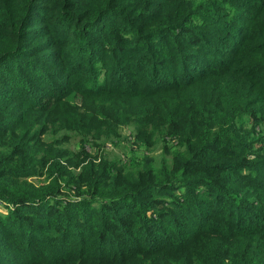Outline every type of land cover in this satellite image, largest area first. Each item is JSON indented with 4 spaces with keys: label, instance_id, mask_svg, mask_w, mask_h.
I'll list each match as a JSON object with an SVG mask.
<instances>
[{
    "label": "trees",
    "instance_id": "obj_1",
    "mask_svg": "<svg viewBox=\"0 0 264 264\" xmlns=\"http://www.w3.org/2000/svg\"><path fill=\"white\" fill-rule=\"evenodd\" d=\"M157 1L143 0L142 4L132 5L128 10L127 5V9L119 6L121 0H102L92 12L86 10L85 5H80V0H0V63L9 59L18 60L16 77L10 80L0 78V88L4 83L11 85L0 89V136L7 134L4 137L7 151L0 154V199L8 204L20 203L17 209L33 216L42 207L41 203H35L38 200L53 197L62 202L61 198L75 197L74 201L69 199L66 204L73 202L72 206L77 207L71 206L72 212L65 213L64 218L72 221L74 215H82L86 221L89 218L86 235H95L92 243L88 244L81 241L85 238L77 236V249L39 264H124L121 262L126 257L136 254L145 256L144 261L127 264H264V177H259L264 169V0H215L217 15L210 18L223 27L221 32L213 31L214 25L206 23H202L208 27L203 31L201 22L197 21L202 17L198 13L188 15L190 12H186L170 23L163 22L157 9L165 0ZM155 6L157 9H154ZM106 12L116 15L115 24L105 21L103 15ZM118 16H121L120 19ZM41 20L44 22H39ZM151 23L155 25L151 27V33L169 28L175 38L183 37L184 44L192 46L189 50H181V44L177 43L172 51V55L176 56L173 60L177 61L174 66L182 67L179 70L181 75L175 74L171 80L155 83L159 80L154 81L153 78L160 77L149 74L152 85L137 90L126 88V84L111 85L110 88L93 84L99 80L94 67L95 56L101 54L105 58V54H109L116 64L119 43L132 38L134 42H139L138 38L143 36L139 35L142 26ZM238 24L242 29L239 35L234 27ZM108 25L111 26L104 27ZM117 30H128L132 35L125 37ZM167 35L164 34L166 39ZM225 35L238 37V41L237 48L222 58L223 54L217 52ZM112 39L113 44L110 42ZM88 46L90 50H80ZM190 50H194L193 53L190 54ZM208 51H211L209 61L201 55ZM20 54H25V59H19ZM187 54L197 60L189 61L187 57L190 55ZM147 55L149 60L139 62L145 71L150 68L146 67L147 62L153 65L154 73L162 65L169 64L155 52L150 51L144 56ZM79 56L80 60L76 61ZM62 59H68L67 67L71 66L65 77L67 80L51 100L52 104L64 102L75 91L96 96L114 91L133 98L160 93L158 104L149 108L153 116L159 117L150 123L154 126L153 132L162 141L172 139L183 147L179 153V167L174 169L166 163L155 167L151 160H146L137 170L123 173L107 157L102 155L96 161L81 149L74 155L77 158L74 165L81 166L79 172L67 176L69 171L64 166L54 167L48 171L50 181L46 187L35 186L24 179L42 173L48 158L59 160L60 157L43 152L41 148L47 142L42 138L33 139V124L16 137L7 133L13 125L10 122L4 124L7 115L2 116V112L12 102V107L20 104V115L34 101L37 105L34 90L23 92L24 87L31 83L28 73H32L34 83L31 85L35 88L37 82L40 85L51 80L52 76L43 75V71L49 67L54 69L57 64L62 67ZM23 71L27 75H22ZM20 75L22 83L17 85ZM116 100L121 98L90 100L100 104L86 106V109L100 113L103 109L108 115L119 117L116 114H121L127 106H134L133 103L124 100L117 103ZM50 103L44 105L49 107ZM149 104L150 101H135L134 107L140 112L134 116L139 119L144 106ZM82 106L68 105L75 114L73 126L79 123L78 109ZM106 107L109 109H104ZM67 109L61 112V118L57 117L61 129L67 126ZM50 116L55 118L57 113ZM66 116L73 118L68 114ZM49 127L44 132L51 131ZM52 146L46 145L47 148ZM17 152H23L26 157L21 167L15 165L14 159L5 163ZM8 162L13 167H5ZM171 176L182 179L187 186L186 191L182 188L180 193H163L173 184L167 180ZM18 178L23 182H19ZM155 192L163 195H156ZM215 194L214 202H204L206 197L213 201ZM140 197L147 200L138 203ZM94 201L106 210H94ZM153 205L162 207L155 217L149 214ZM202 206L204 209H200ZM106 212L111 213L116 222L105 220ZM20 214L17 213L19 217ZM245 214L258 217L259 221L242 225ZM53 217L50 215L46 219L50 221ZM134 220L138 223L136 229L130 228ZM43 221L42 217H37L36 223L44 227V235L51 234V222L43 224ZM63 222L70 235L85 228L81 223L80 227L84 228H77L76 224L65 220ZM39 227L30 226V229L39 235L42 233ZM120 230L133 238L131 247L126 249L118 243L116 238L121 236ZM207 233L209 238L195 246L194 240ZM14 244L16 241L0 227V262L14 256L9 253ZM106 245L109 258L103 256ZM44 246L46 252L53 248L52 242ZM60 248L63 249L64 245L61 244ZM34 255L39 256L38 253ZM81 257L88 263H78ZM63 261L71 263H60Z\"/></svg>",
    "mask_w": 264,
    "mask_h": 264
},
{
    "label": "rangeland",
    "instance_id": "obj_2",
    "mask_svg": "<svg viewBox=\"0 0 264 264\" xmlns=\"http://www.w3.org/2000/svg\"><path fill=\"white\" fill-rule=\"evenodd\" d=\"M102 0H80V5H85V9L88 11H94L96 9V6L99 4V2ZM163 0H158L156 3H160ZM143 0H121L119 3V6L129 10L132 5L135 4H142ZM125 5H127V8H125ZM216 7L215 0H165L161 6L157 9V6H155L154 9H157L158 12H160V17L164 20H161L163 22H172L175 19L181 17L186 12H190L188 15L192 13H198L201 14V18H199L197 21L201 22V29L205 31L208 27L206 24H211L213 26V31L221 32L222 26L218 25V22H213L210 18V16H216ZM205 8H210L205 10ZM187 16V15H186ZM121 16H118V19H120ZM103 18L106 22H110L111 25L115 24L116 15L110 12H106L103 15ZM204 21V22H202ZM39 22H44L43 20ZM206 23V24H202ZM111 25L104 26L109 28ZM153 23L150 25L142 26L141 30L139 31V35H143L140 38H138L139 42H134L132 39H127L125 41H121L119 43L120 49L117 52L116 55V61L117 63L114 64L113 59H110L109 54L104 55L98 54L95 56L97 59L95 68L98 71V81L93 82V84L102 86L103 88H110L111 85H117V86H123V84H126L127 87H132L133 89H141V88H149L152 84V77L149 76L152 75L155 77L159 76L160 78H153L154 81L159 80L155 83H163L166 79L171 80L172 76L177 74L181 75V72L179 71L182 67H176L174 64L177 62L175 59L176 56L172 55V51L174 49V46L177 43H180V49L181 50H189L190 46H187L184 44L183 40L184 38H175L170 32L169 28L166 30L158 31V33H151V27H154ZM240 24L234 26L237 29L238 35L242 31V29L239 27ZM231 30V29H230ZM119 31L122 35L127 37L128 35H132L130 31ZM232 31V30H231ZM168 34V38L166 39L164 37V34ZM211 38V37H210ZM114 39H112L110 42L113 44ZM238 41V37L234 36H228L225 35L221 39L220 43V50H218L217 53H222L223 56L228 55L231 51H234L236 47V42ZM215 44L217 42L213 41ZM223 42H228L226 44L228 48H225L226 45H223ZM98 44H101V41L97 40ZM83 52H86V50H90L89 46L83 49H80ZM150 51L155 52L156 55L159 56V58L166 59L169 64L162 65V67L158 68L157 72H153L152 68L153 65L149 64L147 62L149 59V55L144 56L148 54ZM190 54L193 53L194 50H190ZM226 51V52H225ZM92 52V51H90ZM89 53V52H88ZM62 54H64L62 52ZM187 54V55H190ZM93 54L88 55L89 58L92 57ZM203 57H206V60L209 61L211 51H208L206 54H201ZM25 54H20L19 59H25ZM80 57L76 59V61L80 60ZM104 58V59H103ZM193 58V57H192ZM191 55L187 57L189 61H194L197 59H192ZM148 59L146 63V67L148 68L146 71L143 70L141 65L139 64L140 60ZM66 60V61H65ZM68 59H62L63 66L61 67L60 64H57L54 66V69L52 67H49L48 69L43 71V75H51L52 78H50V81H43L42 84L38 85L39 82H37L33 88L34 80H32V73H28V78L31 79V83L28 84L26 87H24L23 92L29 93L34 90L35 98H37L38 102L37 105L34 101L32 106L26 110V112L22 115L19 114L20 112V104L16 107H12V103L8 105L4 110L2 116L7 115L6 123H12L13 126L9 127L7 129V133H12V136H18L22 132H25V130L29 129L28 126L33 124L34 128L31 130V133H33V139L36 138H42L46 143V145L53 144L52 147L47 148L46 145H44L41 149L43 152L49 156L52 155H59V160H56L54 158H48L44 165L42 173L39 175L26 177L24 179L28 180L29 182L33 183L35 186H43L46 187L49 184L50 179L47 178L48 171H52L54 167L58 166H64L65 170H68L67 176L77 173L80 170L81 166H75L74 162L77 160V158L74 156L75 153L78 150H83L86 154L92 155L93 159L96 161H99L103 156L107 157L111 162H113L114 167L122 169L123 173H125L127 170L129 171H135L137 170L144 161L151 160L152 165L157 167L161 166L163 163L168 164L171 168L174 167V169L179 167V153L183 150V147L179 146L177 144V141H173L170 139L169 141H162L161 138L155 134L154 126L150 122H154L156 119H158V115L153 116L152 109H149L151 107L156 106L157 100L160 98L158 97L159 94H155L152 96L142 95L139 98H133V97H125L119 92L114 91H105L102 92L100 95L90 94V95H84L80 92H71L67 98H65L64 102L59 103H53L51 101L53 98L57 96V94L62 90L64 82L67 80L65 78L69 72V68L67 67ZM174 61V62H173ZM41 64H44L41 60ZM144 65V64H143ZM18 69V60H6L3 63H0V78H7L8 80L15 78L17 74ZM36 71V70H35ZM22 75H27L26 72L23 71ZM22 75L18 77L17 85L22 79ZM42 75V78L44 79ZM83 75V74H80ZM63 78V80L61 79ZM93 80V79H92ZM166 80V81H167ZM15 83V82H13ZM151 84V85H150ZM148 85V86H146ZM11 85L4 83V85L1 87H10ZM52 86H56V88H52ZM0 88V89H1ZM169 95V94H168ZM98 98H101L103 100H113L115 98H121V100H124L128 103H133L135 106V101L141 100L143 103H146L147 101H150V104L147 106H144L143 110L141 111V116L139 119H137L134 114L140 112L133 106H127L128 108L121 112V114H116L119 117H114L112 115H108L107 111L101 110V113L99 111H93L89 112L86 109V106L91 105H98L100 102L94 101L91 102L90 100H97ZM124 98V99H122ZM162 98V97H161ZM121 100H116L115 102H120ZM51 102V103H50ZM45 103H50L48 105H44ZM84 103V105L82 104ZM108 103V102H107ZM80 105L82 106L79 108L80 113V119L79 123L75 126H73L72 121L75 118V114L72 108H68V105L74 106V105ZM68 108V109H67ZM67 109L65 112V121H67L66 128H60L59 127V121L57 117L61 118V112ZM104 109H109V107H106ZM19 110V112H18ZM52 113H57V116L55 118H51ZM66 114H68L70 117L72 116V119H69ZM50 116V118H49ZM17 120V121H14ZM16 123V124H15ZM75 123V122H74ZM49 130L44 132L46 127L48 126ZM147 130L148 133L144 134L143 131ZM213 130V129H212ZM214 131V130H213ZM7 134H3L0 136V154L6 153V146L7 141L4 139V137ZM143 137H145V141L143 140ZM53 141H55L53 143ZM60 150V151H59ZM81 157V156H80ZM16 166L21 167L22 162L26 159L23 152H17L14 153V156L11 157ZM68 159V160H67ZM88 158L86 159V161ZM4 163V166H5ZM85 163V162H84ZM83 163V164H84ZM135 163V164H134ZM8 165L13 167V164L11 162H8L5 167H9ZM138 165V166H137ZM78 167V168H77ZM260 173L261 176L256 174H251L254 176L264 177V169L261 170ZM12 173V172H10ZM247 173V172H246ZM248 174V173H247ZM22 177V176H20ZM167 180H170L171 187L166 188L165 194L169 195L173 192L180 193L183 191L182 188H184V191H186L187 186L185 185V182H182V179L171 176L168 177ZM19 182H23L21 179L18 178ZM175 181H179L178 183H175ZM23 184V183H21ZM186 187V188H185ZM189 188V187H188ZM202 189H204L202 187ZM156 195H163L161 192H155ZM161 193V194H160ZM216 194L212 198L206 197L204 198V202H214ZM62 202L57 201V198L53 197H47L43 200H38L35 203H41L42 207L41 210L36 211L33 213V216L26 215L23 210H18L17 206L20 203H12L8 204L5 202L4 199H0V227L2 228V231L5 233L10 234V238L13 239V241H16V244L11 246L10 254L14 256H10L3 260L5 264H35V263H48V260H54L56 259L57 255L62 257L63 255L73 251V249H77V246L79 245L76 239L77 236H80L82 238L81 241H84L83 243L88 244L95 238L94 234L86 235V227L90 222L89 218H86V220H83L82 215L77 216L74 215L71 217L72 220H69L67 218H64V214H69L72 211L70 210V207L72 204H66V202L69 199H72L70 201H74L75 197H70L68 199L61 198ZM142 200H147L142 197L137 200L138 203H140ZM41 201V202H39ZM110 202V201H109ZM94 206V210L97 209V211H104L106 210L105 207H102L99 202H92ZM129 203V202H125ZM33 204V203H32ZM36 204V205H37ZM109 205V203H107ZM24 205H28V203H25ZM64 206H67V208H64ZM77 207V206H72ZM13 209V210H11ZM15 209V210H14ZM161 205L155 206L153 205L151 212L149 211V214L153 217L156 216L157 212L161 210ZM200 209H204V206H202ZM226 210V208H225ZM224 210V212H225ZM21 216L17 215V213ZM188 212V210H187ZM51 213V214H49ZM97 214V213H96ZM50 215L54 216L52 220L48 221L46 218H49ZM111 213L106 212V216H104V219H109L108 222H116L113 217H111ZM37 217H42L44 219L43 224L47 222H51L50 231L51 234H43L44 233V227L40 226V224L37 222ZM18 219V220H17ZM63 220L67 222L73 223V225H77V228H84L80 227V223L85 226L84 229H78L73 231V235H70L68 232H66V226L63 222ZM92 220V218H91ZM134 220L133 225L130 228L136 229L138 227V223H136ZM162 225H164V222L162 220H159ZM250 221H259L258 217H250L249 215L245 214L244 219L242 220V225H247ZM70 224V223H69ZM30 226H36L39 227L40 233L39 235L35 234L36 231H32L30 229ZM121 236L119 238H116L118 243L123 246V248L131 247V241L133 238L129 237L128 234L124 231H121ZM77 234V235H76ZM132 235V234H131ZM78 237V238H80ZM117 237V236H115ZM206 237L209 238V234L199 236L194 240L195 246L201 244L206 240ZM193 239V238H192ZM191 239V240H192ZM74 241V242H73ZM52 242L53 248L50 251H47L45 248V243ZM63 244L64 248L61 249L60 245ZM77 245V246H76ZM15 246L17 248H15ZM85 246V245H83ZM107 246V245H106ZM103 250L104 254L103 256L105 258H109L110 254L108 252V246ZM86 247V246H85ZM159 248V247H158ZM38 253L39 256H35L34 254ZM85 253V252H84ZM97 255V254H96ZM49 256H51L49 258ZM169 258H171V254L167 255ZM78 257V255L76 256ZM96 257V256H95ZM123 262L124 264L127 263H141L144 261L145 256L143 255H133L126 257ZM4 259V258H2ZM12 259V260H11ZM78 263H88L84 257L78 258ZM95 259V258H94ZM95 261V260H93ZM60 263H71L70 261H63Z\"/></svg>",
    "mask_w": 264,
    "mask_h": 264
}]
</instances>
